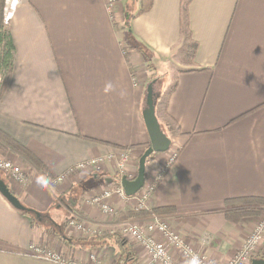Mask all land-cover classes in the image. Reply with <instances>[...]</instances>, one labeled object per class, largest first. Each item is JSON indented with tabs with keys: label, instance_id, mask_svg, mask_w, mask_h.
<instances>
[{
	"label": "crops",
	"instance_id": "0c3cea01",
	"mask_svg": "<svg viewBox=\"0 0 264 264\" xmlns=\"http://www.w3.org/2000/svg\"><path fill=\"white\" fill-rule=\"evenodd\" d=\"M125 3L116 1L110 15L107 0H17L10 21L16 58L0 99V129L42 165L16 159L26 187L5 174L33 214L0 192V264H63L37 256L32 246L77 262L89 261L93 250L117 259L114 246L79 244L89 232L75 230L68 245L56 233L58 242L32 216L63 227L42 211L70 192L72 180L53 185L48 176L94 158L107 162L102 172L109 174L126 152L141 157L150 145L145 78L157 62L173 66V84L156 114L165 128L174 127L167 133L178 155L151 210L171 208L173 226L190 234L212 264H223L242 245L246 225L226 212L240 199L264 200V0H153L147 12L136 8L130 32L123 29ZM72 201L64 217L82 218L100 232L130 211L116 200L114 214L86 199ZM129 242L137 264L147 263L144 248Z\"/></svg>",
	"mask_w": 264,
	"mask_h": 264
},
{
	"label": "rangeland",
	"instance_id": "374dc122",
	"mask_svg": "<svg viewBox=\"0 0 264 264\" xmlns=\"http://www.w3.org/2000/svg\"><path fill=\"white\" fill-rule=\"evenodd\" d=\"M118 1H120V0H117V2ZM127 3H128L129 9L126 11V15H128V16L126 17L125 23L123 25V29L126 32H130V30H129L130 27L127 24L128 22L130 23V20H131L129 18L130 12H136V10H137L136 8L138 6L140 8L141 3H140V0H129V2H128V0H126L125 4H127ZM6 6H7V3H6ZM113 8H114V6L110 10V15H113V13H112ZM4 10H5V8H4ZM3 17H5V11L3 12ZM11 20H12V18H11ZM10 21H8L6 23L10 24ZM132 39H133L132 36H130V38H128V40L130 42L129 45H131V46L133 45V43H135V41H133ZM191 50H193L192 47L188 49L189 52ZM176 59H179V55L176 56ZM151 63L153 64V61H151ZM149 67H150V69H149L150 72L147 74V78H145V88H147V85L150 82L155 80L156 82L154 84V88H155V93L157 94V100H158V97H160L159 104L161 106H163L162 103L165 104L167 94H168V92H169V90L173 84V77H172V75H173L172 74V67L173 66L170 63L164 65V64L157 62L156 64L154 63V65H151ZM153 69H154V71H153ZM140 72L141 71L139 69H137V70L135 69L133 71L134 78L139 79L140 78ZM144 77H145V74H144ZM3 95H2V97H3ZM161 106H159V108H162ZM168 126H170L169 129H172V131H173L174 127L171 126L170 124H168ZM164 127L165 126L163 125L162 128H164ZM164 129L166 130V128H164ZM0 138H2V137H0ZM2 139H4V138H2ZM2 139H0V142L2 144H4L5 146H8L7 142L2 140ZM9 147H7V150L5 151V153H0V161L10 160L14 164H16L22 168L21 165L17 164L16 159L18 160V158L20 157L26 161V160H28V158L24 157L22 152L19 151V149H17L16 146L10 145ZM126 154L129 157V162H128L127 166L122 168L119 166L118 161H116V162L113 161L114 165L107 167V169L110 171L109 174H107L106 172L105 173L102 172V165L104 167L106 165H108L107 162H105V160L102 159V162L100 161L97 163V165L100 164L97 168L88 166L86 169L82 170L80 168L77 169L78 166H75L74 168L69 170L67 173H64L63 175L53 177L52 179H50V177L48 176V178H47L48 180H53V182H52L53 185L56 184V183H54V180H57L59 177L63 178V180L60 181L61 184L68 181V180H72V183H70V184H72V186L69 184L71 186V188H70L71 193H69V191H68V192H66V194L57 197L55 199V202L53 205H51L47 210L42 211L43 214L50 215L52 218H54L56 220L59 219L58 220L59 224L63 223V228L59 229L56 227V229H54V228H52V226L54 224L50 220L45 219V218L43 219V217L38 218V217L33 215L32 218H33L34 222L42 224L46 234L49 235V237L53 236L52 237L53 239L55 238L54 236H56V231L63 232L62 234H64L66 237L73 236V232H76V231L80 232V233L89 232L86 237L82 236L81 238H79L78 243L82 244L84 241L87 244H91V243H94L95 239H91L94 236H99V235L105 236L108 234H117V233L123 235L122 227H124V225H127L129 223L130 224L137 223L143 229H145L147 226H149V224L151 222H153L154 220L156 221V219H155L156 217L154 216V215H156L158 222L165 224L171 230L178 233L181 236V238L184 240V242H188V244H190L196 252L205 256L206 264H212L208 255L201 250L202 248L200 249V247L196 245V243L193 241L190 234H186L181 229H178V228L173 226L171 219L167 216V214H169L170 212H173V210H171V209L166 210V208L164 207V208H156L155 210H158V211H154V210H151V208H150L151 201L153 200L154 196L156 195L157 188L164 181L166 175L168 174V172L171 170L172 166L176 162V157L178 155V148L176 146L171 145L170 149L167 152L154 153L147 159L146 181H145V185H144L145 187L138 194H136V196H134V198H132L130 200L124 199L122 196L121 197L116 196L117 193L115 192V190H117L118 188H122L121 179H122L123 175H127L130 179H134L137 176L140 158H136L134 160L132 158L133 153L126 152ZM94 159H97V158H94ZM91 160H93V159H91ZM133 161L135 162L136 165L132 163ZM83 163H87V161L82 162L80 164H83ZM23 167H25V166H23ZM25 169H27V168L25 167ZM22 171L24 172L23 168H22ZM25 175L28 178V175L26 174V172H25ZM0 176L2 178L6 177L2 171H0ZM8 177H6V178L8 179ZM106 178H109V179L112 178L113 182L109 184L108 182H106ZM28 179L25 183H21L20 185L26 187L28 185L27 184ZM98 184H100V185H98ZM148 186L154 187V190L151 191V195H150L148 202H147L149 210H151V212H154L153 213L154 215L152 214L153 216L152 215L149 216L150 213L141 209L139 206L141 198L146 193ZM66 188H67V186H66ZM104 191L115 192V194H113V196H116V197H112V198L110 197L109 201L112 202L113 200H116L118 202L124 203L126 206H128V210H130L127 212V216L122 221H120V224L114 225L110 230L100 232V231H98V229H94V226H92V223H89V224L88 223L84 224V222L82 223L81 222L82 218H78V217L76 218L74 216L70 219H67L64 217L65 213L67 211L66 207H67L68 201L71 203L73 199H75V200L86 199L87 201H89L90 204H92L93 198L95 196L100 195ZM11 192H12V190H11ZM118 195H120V194H118ZM64 198H65V200L63 201ZM243 202H245V201H243ZM243 202H237L238 205H241V206L235 207V208H242V210L256 209L255 210L256 212H254V213L251 212V213H248L246 215H242L240 217H228V218L234 219V220H237V219H239V220L244 219L245 220V222H246L245 230H244L245 231V237H244V241L242 242V245L240 246V248L236 252H234L233 255H230V257H228L223 262V264H228L229 262H231L232 260L235 259V256H238L237 254H239V252H241L245 248V244H246L247 240L253 235L254 232H256L257 228L264 221V205L258 206L257 204H251V203H245L244 204ZM92 205H94V204H92ZM57 206H60V209H61L60 211L57 210ZM116 212H117V210H116ZM60 213H61V215L57 216V214H60ZM146 213H148V214H146ZM55 216H56V218H55ZM77 219H79V220H77ZM71 222H73L74 224H79V223L84 224V227L86 228V230L80 231L79 229L74 228L71 225ZM88 228H91L93 232L91 233V231H89ZM154 237H157V239H159L158 240L159 242H162V243L168 245V241L164 238L163 235L160 236L159 234H155ZM60 243L65 244L64 240H62V239H60ZM106 246L107 247H110V246L113 247V245H106ZM168 247H169V251L171 252V254L174 257V259L176 260V262H178L180 264H183L184 262L186 264L191 263L189 258H187L186 256L182 255L180 252H178V250L175 249L172 245H168ZM46 248H48V247H46ZM114 248L116 249L115 246H114ZM60 251H62V250H60ZM116 251H117V249H116ZM117 253H118V251H117ZM61 254H63L66 257H70L69 254H66L63 251ZM92 255H95V257H96L95 261L100 262L101 264H116L117 259H118V257L115 261L114 260L111 261L107 258L103 259L101 253L98 252L97 250L91 251L90 256H92ZM249 256H250V260L249 261L247 260L246 261L247 263L245 262L244 264H252L253 258L264 257V242L259 244L256 247V249H254L252 252L249 251L248 257ZM139 264H146V263L140 262Z\"/></svg>",
	"mask_w": 264,
	"mask_h": 264
},
{
	"label": "built area",
	"instance_id": "2783aa9c",
	"mask_svg": "<svg viewBox=\"0 0 264 264\" xmlns=\"http://www.w3.org/2000/svg\"><path fill=\"white\" fill-rule=\"evenodd\" d=\"M117 0H107L108 7L110 10L116 4ZM17 7L16 0H7V6L5 7V22H8L13 18L15 9ZM177 158V157H176ZM102 162L101 158L89 160L87 163L77 165V169H86L88 166L97 168L100 164L97 165L98 162ZM129 162L128 155H124L123 158L119 161V166L124 168L127 166ZM102 164V163H101ZM94 165V166H93ZM0 171L9 176L12 180L21 183H25L27 181V176L25 172L22 171V168L16 164H14L10 160L0 161ZM124 176V175H123ZM127 176V175H126ZM128 177V176H127ZM129 178V177H128ZM63 178L59 177L55 180V183H59ZM65 181V180H64ZM145 185V184H144ZM145 186H143L144 188ZM143 188L141 190H143ZM140 190V191H141ZM154 190L153 186H148L146 193L142 196L140 201V208L149 212V216H151L154 212H151L148 208V199L151 195V191ZM138 191L136 194H138ZM117 193L116 196H122L124 199L130 200L136 196H128L122 186V188H118L115 190ZM115 192L112 191H104L98 196H95L92 200V204L100 206L101 209L107 214L116 213V209L109 201L110 197L113 196ZM120 194V195H118ZM154 215V214H153ZM152 215V216H153ZM156 221L154 220L143 229L139 224H127L122 227L123 237L129 241H134L138 245L144 248V250L149 254L150 260L146 264H180L176 262L171 252L169 251L168 245H172L175 249L178 250L182 255L189 258L192 264H206L205 256L199 254L194 250V248L188 244V242H184L181 236L167 227L165 224L157 221V216L154 215ZM71 225L81 230H86L84 224H74L71 222ZM155 234H159L160 236H164V238L168 241V245L159 242L157 237H154ZM264 242V221L257 228L256 232L247 240L245 244V248L235 256V259L229 262L228 264H244L247 260H250V256L248 257L249 251L252 252L256 247ZM31 250L39 257L49 260L52 262H58L63 264H101L100 262L95 261V255H92L90 260L87 262H77L76 260L71 259L70 257H66L60 252H57L53 249L44 248V247H35L32 246ZM248 252V253H247ZM247 263V262H246Z\"/></svg>",
	"mask_w": 264,
	"mask_h": 264
},
{
	"label": "trees",
	"instance_id": "16d2710c",
	"mask_svg": "<svg viewBox=\"0 0 264 264\" xmlns=\"http://www.w3.org/2000/svg\"><path fill=\"white\" fill-rule=\"evenodd\" d=\"M6 3H7V0H0V79H1L0 80V99H1L2 95L4 94V92L6 91V89L8 88L9 82L11 80L13 68L15 65V58H16L15 45H14V41L12 38L11 27H10V24H7L4 21V17H3V12H4V8L6 6ZM140 3H141V7L139 8V10L137 12L138 13H144V12H147L148 10L151 9L153 0H140ZM137 12H130L129 18L130 19L134 18L135 15L137 14ZM127 24L130 27V23L128 22ZM141 51H143V48H141ZM159 101H160V97H158V100L156 102L157 106L159 104ZM157 106H156V111H157ZM162 127H163V124H162ZM169 127L170 126H166V130L164 129L165 127L163 128V130L166 133L167 132L172 133V129H169ZM167 135L169 136V133H167ZM0 137L4 138V139H2V138H0V139L6 141L8 144V146H5L4 144H2L0 142V153H5V151L7 150V147H9L10 145H14L17 147V149H19V151L22 152L24 157L28 158L29 161H31L35 165H39V166L42 165V163L25 146L20 144L18 141H16L14 138H12L10 135H8L6 132H4L1 129H0ZM3 179L6 181L8 187H9V183L7 182V178L6 179L3 178ZM69 193H71V192H69ZM64 200H65V198L63 199V201ZM239 201H241V202L245 201V202H243L244 204L245 203H251V204H257L258 206L264 205V200H262V199L245 198V199H240ZM170 209L171 208H166V210H170ZM255 210L256 209L242 210V208H235L233 210L231 209V210L227 211L226 213H227L228 217H240L242 215H246V214L251 213V212L254 213V212H256ZM154 211H158V210H154ZM26 213L33 214L32 212L31 213L26 212ZM146 214H148V213H146ZM55 227H56L55 225L52 226V228L56 229ZM56 233L58 236H60V239L64 240V242L67 245L70 243L68 238H66V236L64 234H62L63 232L56 231ZM91 239H95L94 243H91V245H98L99 244V245H103V246L104 245L105 246L106 245L115 246L117 251H118V255H119L116 264H137L139 261L137 255L134 251L133 245L130 244L129 240L124 238L119 233L108 234L105 236H100V235L94 236ZM82 244H87V243H85L83 241ZM261 258H264V257H261Z\"/></svg>",
	"mask_w": 264,
	"mask_h": 264
},
{
	"label": "water",
	"instance_id": "95a60500",
	"mask_svg": "<svg viewBox=\"0 0 264 264\" xmlns=\"http://www.w3.org/2000/svg\"><path fill=\"white\" fill-rule=\"evenodd\" d=\"M155 80L150 82L146 88V106L143 110V118L150 136V145L144 151L139 159V166L137 176L134 179L128 178L126 175L122 176L121 183L128 196H134L140 191L146 181V164L147 159L154 153L167 152L172 144L171 138L163 130L162 125L156 114L157 94L155 93ZM113 179H106L110 183ZM0 192L12 203L16 208L30 212L24 207L16 198L8 187L6 181L0 176ZM252 264H264V258H253Z\"/></svg>",
	"mask_w": 264,
	"mask_h": 264
}]
</instances>
